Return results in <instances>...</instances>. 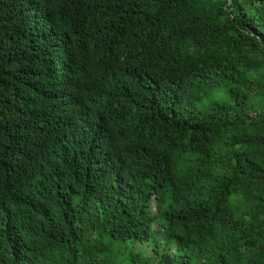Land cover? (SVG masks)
<instances>
[{"label": "trees", "instance_id": "16d2710c", "mask_svg": "<svg viewBox=\"0 0 264 264\" xmlns=\"http://www.w3.org/2000/svg\"><path fill=\"white\" fill-rule=\"evenodd\" d=\"M0 264H264V0H0Z\"/></svg>", "mask_w": 264, "mask_h": 264}, {"label": "rangeland", "instance_id": "374dc122", "mask_svg": "<svg viewBox=\"0 0 264 264\" xmlns=\"http://www.w3.org/2000/svg\"><path fill=\"white\" fill-rule=\"evenodd\" d=\"M137 249L141 250V251H144L147 255H151L152 254L150 248L146 247L144 245H137Z\"/></svg>", "mask_w": 264, "mask_h": 264}]
</instances>
